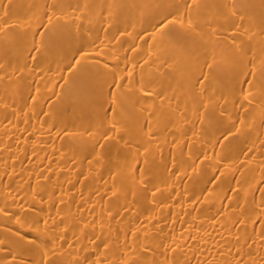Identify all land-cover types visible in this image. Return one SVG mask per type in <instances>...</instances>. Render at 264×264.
<instances>
[{
  "label": "bare ground",
  "instance_id": "obj_1",
  "mask_svg": "<svg viewBox=\"0 0 264 264\" xmlns=\"http://www.w3.org/2000/svg\"><path fill=\"white\" fill-rule=\"evenodd\" d=\"M0 264H264V0H0Z\"/></svg>",
  "mask_w": 264,
  "mask_h": 264
}]
</instances>
